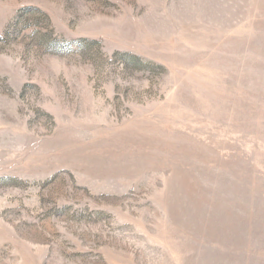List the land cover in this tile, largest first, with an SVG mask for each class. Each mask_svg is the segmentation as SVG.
Instances as JSON below:
<instances>
[{
    "label": "rangeland",
    "instance_id": "374dc122",
    "mask_svg": "<svg viewBox=\"0 0 264 264\" xmlns=\"http://www.w3.org/2000/svg\"><path fill=\"white\" fill-rule=\"evenodd\" d=\"M0 264H264V0H0Z\"/></svg>",
    "mask_w": 264,
    "mask_h": 264
},
{
    "label": "bare ground",
    "instance_id": "6f19581e",
    "mask_svg": "<svg viewBox=\"0 0 264 264\" xmlns=\"http://www.w3.org/2000/svg\"><path fill=\"white\" fill-rule=\"evenodd\" d=\"M225 6V5H224ZM157 30V29H156ZM166 31V30H165ZM173 135V134H172ZM185 138V137H184ZM162 140V139H161ZM164 141V140H163ZM169 142H171V141H169ZM179 143V142H178ZM182 143V142H181ZM170 144V143H169ZM165 145V144H164ZM168 145V144H167ZM180 145V144H179ZM161 146V145H160ZM173 146V145H172ZM177 146V145H176ZM181 147V146H180ZM164 148V147H163ZM170 148V147H169ZM183 148V147H182ZM198 148V147H197ZM167 150V149H166ZM171 151V150H170ZM159 152V151H158ZM164 152V151H163ZM183 152V151H182ZM191 152V151H190ZM180 155H181V153H180ZM204 156V155H203ZM207 156V155H206ZM183 178V177H182ZM185 181V180H184ZM197 196V195H196Z\"/></svg>",
    "mask_w": 264,
    "mask_h": 264
}]
</instances>
